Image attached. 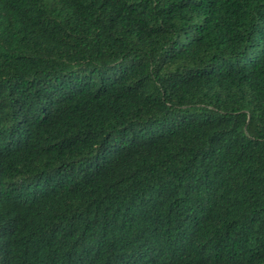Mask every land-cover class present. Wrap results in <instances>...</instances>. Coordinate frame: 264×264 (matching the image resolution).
I'll use <instances>...</instances> for the list:
<instances>
[{
    "label": "trees",
    "instance_id": "16d2710c",
    "mask_svg": "<svg viewBox=\"0 0 264 264\" xmlns=\"http://www.w3.org/2000/svg\"><path fill=\"white\" fill-rule=\"evenodd\" d=\"M0 264H264V0H0Z\"/></svg>",
    "mask_w": 264,
    "mask_h": 264
}]
</instances>
